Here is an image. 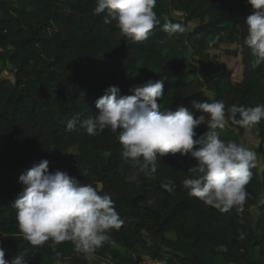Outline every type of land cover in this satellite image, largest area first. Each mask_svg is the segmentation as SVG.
<instances>
[{
	"label": "trees",
	"instance_id": "obj_1",
	"mask_svg": "<svg viewBox=\"0 0 264 264\" xmlns=\"http://www.w3.org/2000/svg\"><path fill=\"white\" fill-rule=\"evenodd\" d=\"M95 7L96 0H0V65H11L14 77H0V247L5 259L19 254L25 255V264L89 263L70 242L55 250L51 241L33 247L19 231L11 206L24 188L19 176L47 159L50 172L66 171L115 202L124 223L92 256L118 264H143L144 255L166 264H264L260 166L251 169L243 211L221 213L183 187L195 164L190 155L158 158L149 178L122 160V145L110 129L96 136L83 129L66 131L69 120L98 111L95 102L111 85L119 87L121 95H131V87L163 79L160 110L184 106L194 118L207 116L192 107L194 100L208 101L206 86L214 90V99L224 102L226 115L232 105L264 104V64L257 65V57L244 45L251 5L247 0H156L161 25L168 17L186 31L168 37L157 26L147 40L135 43L114 23L105 24V13L93 15ZM172 7L183 10L184 18L173 17ZM193 20L199 24L190 27ZM226 42L243 48L244 79L237 85L230 84L226 73L215 71L208 52ZM195 131L194 139L207 126ZM216 131L220 139L240 143L248 130L229 122ZM249 132L264 143V120ZM169 181L173 192L161 186ZM254 207L259 208L257 218ZM218 245L227 251H217Z\"/></svg>",
	"mask_w": 264,
	"mask_h": 264
},
{
	"label": "clouds",
	"instance_id": "obj_2",
	"mask_svg": "<svg viewBox=\"0 0 264 264\" xmlns=\"http://www.w3.org/2000/svg\"><path fill=\"white\" fill-rule=\"evenodd\" d=\"M252 12L246 17L247 34L244 45L257 57L256 64H264V0H247ZM156 0H96L93 15L105 13L103 22L113 24L122 35L135 42L147 40L152 30L161 26L168 37L184 33L181 23L168 17L161 25L154 11ZM213 43L215 41H212ZM131 95H121L119 87L109 86L95 102L97 112L83 120L67 122L69 133L83 129L96 136L105 129L117 134L122 145V160L137 168L146 177H154L157 160L168 154L190 155L195 160L189 168L190 178L182 181L188 195L201 200L221 213L235 208L242 212L249 194L246 185L252 179L257 154L243 143L220 139L217 129L232 125L251 131L264 120V104L254 107L232 105L225 112L223 101L208 96L207 102L192 101V107L202 113L194 118L186 107L175 111H161L158 101L164 95V80L130 88ZM205 124L207 131L199 138L195 131ZM82 175H87V171ZM24 185L11 206L16 209V221L22 238L33 247L51 241L55 248L70 242L78 254L92 255L110 240L109 233L123 225L109 194L91 184H82L66 171H49V161L41 160L19 176ZM174 191L169 181L161 185ZM241 239L244 238L241 233ZM217 251L226 252L225 245ZM60 253H57L59 256ZM25 255L5 259L0 247V264H25Z\"/></svg>",
	"mask_w": 264,
	"mask_h": 264
},
{
	"label": "rangeland",
	"instance_id": "obj_3",
	"mask_svg": "<svg viewBox=\"0 0 264 264\" xmlns=\"http://www.w3.org/2000/svg\"><path fill=\"white\" fill-rule=\"evenodd\" d=\"M171 14L173 17L177 19H182L185 16V12L181 9H177L172 7ZM199 24V20H193L189 23L190 27H195ZM242 51L243 48L241 45L237 43H222L218 48L211 47L208 52L211 56V62L216 72L218 73H226L227 78L230 81V84L237 85L242 82L244 79L243 69L244 63L242 59ZM196 66L199 65L198 58H195ZM7 68H2L0 65V77L8 78L13 80V72L11 71V65ZM205 91L207 95L214 96V90H212L209 86L205 87ZM240 143H243L246 147L250 148L257 154V164L261 169H264V153L260 151V148H264V143L262 142V138L256 133L245 132L241 136ZM253 218H257L259 215V208L254 207L252 209ZM113 235V230L109 233ZM169 238H173V234H168ZM67 258V257H66ZM143 264H164L163 261L154 260L148 255H144ZM68 259V258H67ZM89 263L88 264H118L113 261L111 258L108 259H100L96 256H88ZM60 264H68L65 261H61Z\"/></svg>",
	"mask_w": 264,
	"mask_h": 264
},
{
	"label": "crops",
	"instance_id": "obj_4",
	"mask_svg": "<svg viewBox=\"0 0 264 264\" xmlns=\"http://www.w3.org/2000/svg\"><path fill=\"white\" fill-rule=\"evenodd\" d=\"M164 264H166L165 262H163Z\"/></svg>",
	"mask_w": 264,
	"mask_h": 264
}]
</instances>
